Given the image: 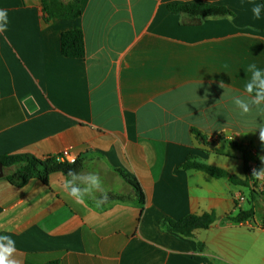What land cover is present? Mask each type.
I'll return each mask as SVG.
<instances>
[{"label":"crops","instance_id":"1","mask_svg":"<svg viewBox=\"0 0 264 264\" xmlns=\"http://www.w3.org/2000/svg\"><path fill=\"white\" fill-rule=\"evenodd\" d=\"M196 3L232 15L170 10ZM0 9V157L69 149L108 196L130 198L81 206L63 174L24 186L0 179V235L15 240L20 264H264V192L183 168L194 157L242 181L248 163L264 168L253 131L264 118L240 116L229 99L243 93L250 63L264 69V15L255 19L249 0H81V17L48 23L41 0H0ZM74 30L83 59L62 54ZM206 213L216 222L192 238L162 227Z\"/></svg>","mask_w":264,"mask_h":264},{"label":"trees","instance_id":"2","mask_svg":"<svg viewBox=\"0 0 264 264\" xmlns=\"http://www.w3.org/2000/svg\"><path fill=\"white\" fill-rule=\"evenodd\" d=\"M45 14L44 22L48 23L51 19L75 20L82 15L81 0H41ZM264 4V0L262 1ZM170 10L175 14H187L189 16L206 18L232 15V13L223 7L206 4L172 5ZM264 15V13H262ZM62 54L66 58L83 59L86 55L84 33L81 30L68 31L63 33L61 38ZM194 157H189L183 168L190 170L196 169L207 173L217 179H229L232 183L242 186H248L255 180L249 176L246 166V180L242 181L238 177L230 174L224 169L201 163ZM0 162L5 168V178L15 186H24L32 179H38L47 184L49 178L55 174L66 175L69 170L82 171L81 161L74 164L61 162L58 157H48L38 159L32 156H1ZM134 187L137 197L142 204L145 203V195L136 180L126 178ZM130 198L125 196L109 195L108 201H128ZM254 212H241L235 217H229L227 220L236 223L243 222L253 218ZM216 222L214 213H206L201 216L190 215L180 221L166 219L162 227L169 232L178 234L182 237L192 238L197 230H207ZM50 264H59L52 262Z\"/></svg>","mask_w":264,"mask_h":264},{"label":"clouds","instance_id":"3","mask_svg":"<svg viewBox=\"0 0 264 264\" xmlns=\"http://www.w3.org/2000/svg\"><path fill=\"white\" fill-rule=\"evenodd\" d=\"M251 12L255 19L259 20L264 13V4L255 3V0H249ZM8 14L6 10L0 9V32L7 30ZM250 78L244 85L242 94H233L229 96L234 109L242 117L255 114L256 117L264 118V69L259 68L255 63L247 66ZM225 89L223 82L219 85ZM231 92V89H228ZM223 98V96L221 97ZM259 131V140L264 143V124H260L253 131ZM264 163V156L260 157ZM74 163V158L70 159ZM251 177L257 181L264 182V168H253ZM62 190L76 204L86 206L88 200L96 202L108 201V190L105 188L103 179L97 172H79L69 170L64 175ZM16 252L15 240L9 235H0V264H20V261L14 258Z\"/></svg>","mask_w":264,"mask_h":264},{"label":"built area","instance_id":"4","mask_svg":"<svg viewBox=\"0 0 264 264\" xmlns=\"http://www.w3.org/2000/svg\"><path fill=\"white\" fill-rule=\"evenodd\" d=\"M58 158H59V160H60L61 162H69V163H71V164H74V163H76V162L78 161V159H77L75 156H73V155L71 154V152H70L69 149L64 150V151L58 156ZM71 158H74V160H75L74 163L70 162V159H71ZM247 168H248V174H249V176L251 177L252 169H253V168H259V166H258L257 164H255V163H248V164H247ZM254 180H255V179H254ZM253 184H256V186H258V188L260 189L261 192H264V182L255 180V182H253ZM242 200H243V199H242Z\"/></svg>","mask_w":264,"mask_h":264},{"label":"water","instance_id":"5","mask_svg":"<svg viewBox=\"0 0 264 264\" xmlns=\"http://www.w3.org/2000/svg\"><path fill=\"white\" fill-rule=\"evenodd\" d=\"M5 177V168L3 164L0 162V179Z\"/></svg>","mask_w":264,"mask_h":264},{"label":"rangeland","instance_id":"6","mask_svg":"<svg viewBox=\"0 0 264 264\" xmlns=\"http://www.w3.org/2000/svg\"><path fill=\"white\" fill-rule=\"evenodd\" d=\"M229 146V148H231V151H233V150H235V152L236 153H238V156H239V154L241 155V153L239 152V151H237L236 149L237 148H235V149H232L233 147H231V145H228ZM229 150V149H228ZM234 161V160H233ZM232 161V162H233ZM244 168L241 166V170H238V171H240L241 173H244V170H243ZM244 191V193H246V191L245 190H243ZM246 195H247V193H246Z\"/></svg>","mask_w":264,"mask_h":264}]
</instances>
